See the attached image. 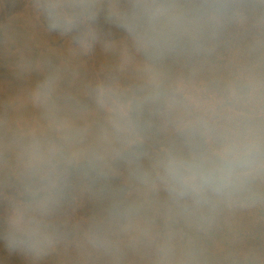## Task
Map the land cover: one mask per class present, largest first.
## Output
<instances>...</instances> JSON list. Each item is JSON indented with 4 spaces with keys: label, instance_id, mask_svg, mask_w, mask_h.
Instances as JSON below:
<instances>
[{
    "label": "rangeland",
    "instance_id": "obj_1",
    "mask_svg": "<svg viewBox=\"0 0 264 264\" xmlns=\"http://www.w3.org/2000/svg\"><path fill=\"white\" fill-rule=\"evenodd\" d=\"M0 264H264V0H0Z\"/></svg>",
    "mask_w": 264,
    "mask_h": 264
},
{
    "label": "crops",
    "instance_id": "obj_2",
    "mask_svg": "<svg viewBox=\"0 0 264 264\" xmlns=\"http://www.w3.org/2000/svg\"><path fill=\"white\" fill-rule=\"evenodd\" d=\"M27 20H28L27 21L28 22V26H27L28 28H26L24 25L23 26H24V29L27 33L28 38L24 39L22 41V44L20 43L19 38L16 39V42L14 40H12V43L10 45H8L7 47L10 48L15 53V55H18L20 58H22L23 59L22 60L23 65L30 67L29 69H31L32 71H35V66L37 65L38 70H36V72L38 73L40 79H38V81H35L33 78L34 74L30 73L28 75V77H24L23 83L29 84V86H30L29 92H30L31 96L38 97L39 103H42V109L46 110V108H47V106H46L47 96H46L45 92H46L47 88H46L45 92H44V89L46 87V83H47L48 79L46 78L47 76L45 74L46 72H44L43 66L40 64H37V62L40 61L44 55H46V53L44 54V52L42 50L46 49L45 51L47 52L48 50L53 49L54 45H53V42L49 38H46V36H47L46 32H44V31L42 32V33H44L43 36L39 35L38 30L34 31L35 29L32 28V23L30 22V19L28 18ZM9 22L12 24H18L13 19H12V21L9 20ZM15 43H17V44H15ZM36 49H39L38 54H37ZM15 50H16L17 54H16ZM28 51H30V53H28ZM10 72L12 75L15 76V74H14L15 73V67L14 66H12V68H10ZM6 83H7L8 87H9V85L14 86L13 81L12 82H6ZM83 83L84 84H82V83L79 84L78 88H80V91L77 92L79 95L75 99H81V100L87 99V97H88L87 80L84 79ZM74 89H75L74 84H72L71 90H70V88H67V90H70L71 92ZM6 95H7V100L11 101V100H14L15 92H13L9 87L8 88V94H6Z\"/></svg>",
    "mask_w": 264,
    "mask_h": 264
}]
</instances>
